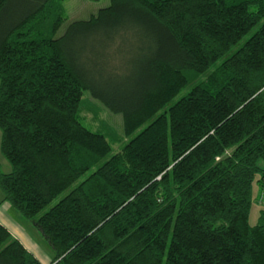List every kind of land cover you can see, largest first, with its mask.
<instances>
[{
	"label": "trees",
	"instance_id": "obj_1",
	"mask_svg": "<svg viewBox=\"0 0 264 264\" xmlns=\"http://www.w3.org/2000/svg\"><path fill=\"white\" fill-rule=\"evenodd\" d=\"M61 1L0 0L1 201L47 264H264V0H108L55 36ZM0 264L43 263L0 223Z\"/></svg>",
	"mask_w": 264,
	"mask_h": 264
},
{
	"label": "rangeland",
	"instance_id": "obj_2",
	"mask_svg": "<svg viewBox=\"0 0 264 264\" xmlns=\"http://www.w3.org/2000/svg\"><path fill=\"white\" fill-rule=\"evenodd\" d=\"M107 3L108 0H62L61 6L66 20L59 26L55 36L62 33L67 21L74 19H86L91 13H94L97 9L107 5ZM248 35L249 33H247L244 37H247ZM203 76L204 74H201L193 77L192 80H189L187 85L174 97V99H177L185 94L186 91L198 80L202 79ZM79 115L82 123L89 129L93 131L100 130L103 133L106 132L105 137L111 145V153L119 149L123 141L120 145H118L117 142H113V140H111V134L117 139H124V137H122V122L119 114L108 111L98 101L88 98V93L85 91L82 94ZM257 164L264 170V160H258ZM0 171L3 172V168H1ZM256 177H258V175H256ZM62 195L63 194L53 199L44 209L54 204ZM6 205L10 207L8 203H6ZM260 210H264V187L260 188L254 180L251 185V202L247 217L250 225L257 221ZM16 214L15 224L19 225L22 230H15L12 228L13 233L21 239L27 249L35 254L43 264H47L52 256L51 248L35 227L26 222L18 213Z\"/></svg>",
	"mask_w": 264,
	"mask_h": 264
},
{
	"label": "crops",
	"instance_id": "obj_3",
	"mask_svg": "<svg viewBox=\"0 0 264 264\" xmlns=\"http://www.w3.org/2000/svg\"><path fill=\"white\" fill-rule=\"evenodd\" d=\"M1 168H3V172L8 171V165L0 154V170H1ZM1 197H2V195L0 192V223L3 226H5L9 230V232L23 244L21 239L12 231V228H14L15 230H22V228L19 225L15 224V220H16L15 217L17 215L16 214L17 212L15 210H13L12 208L8 207L6 205V202L1 201V199H2Z\"/></svg>",
	"mask_w": 264,
	"mask_h": 264
}]
</instances>
